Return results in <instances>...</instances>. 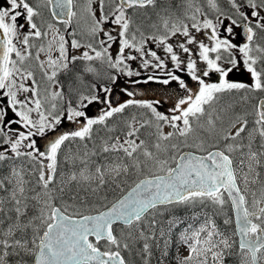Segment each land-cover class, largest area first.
I'll use <instances>...</instances> for the list:
<instances>
[{
    "label": "snow or ice",
    "instance_id": "6c2138e0",
    "mask_svg": "<svg viewBox=\"0 0 264 264\" xmlns=\"http://www.w3.org/2000/svg\"><path fill=\"white\" fill-rule=\"evenodd\" d=\"M177 8L0 0V264H264V0Z\"/></svg>",
    "mask_w": 264,
    "mask_h": 264
},
{
    "label": "rangeland",
    "instance_id": "374dc122",
    "mask_svg": "<svg viewBox=\"0 0 264 264\" xmlns=\"http://www.w3.org/2000/svg\"><path fill=\"white\" fill-rule=\"evenodd\" d=\"M158 2H163V4H161V6H159V7H170L171 10L178 11L177 6L181 3V0H163V1H158ZM145 12L147 15H150L153 17V19H155L153 10L147 9V10L142 11L141 14L136 17L138 22L143 19ZM45 18L46 19L49 18L47 16V13H45ZM106 27H108V26L106 25ZM132 67L134 69H136L137 64L133 63ZM148 74H151V70L142 71L141 77L129 78L124 74H120V78L118 79L116 86H114V92H113L114 103L123 102L124 100L128 99V97L122 91L124 88H128L129 90H132V91H135L136 93H138V95L136 97L138 99L151 100V99L158 98L159 96L166 94L165 92H162V91L155 89V88L159 87L158 82H156V81H150L147 84L143 83V80L146 78V76ZM231 78L232 79H241L242 77L239 74H237L235 76H232ZM185 79L187 80L188 77L185 76ZM214 79H215V77H213V80ZM132 80H139V81H141V83L133 84ZM150 83H154L153 86L149 85ZM189 83L193 86L195 84V82H191V81H189ZM170 88L171 89H168V88H166V89L169 92H173V91L177 90L175 84L171 85ZM247 95L250 97V99L246 103L240 104L236 108V112L241 113V112L246 111L248 113H251L253 111L254 105L257 103V99L261 96V94H259V93H248ZM233 99H238V96L230 98L229 96L225 95V97L220 100L219 104H217L216 107L220 108L223 105L232 102ZM170 106H171V104L169 103V104L165 105L164 107H162L161 110L164 111L167 107H170ZM90 108H91V110H90L89 114L90 115H96L97 112L99 111L100 105L90 106ZM140 111H142V110H138V109L129 110V112H135V113H139ZM251 118L252 117L249 116L250 121H251ZM226 125H227V117L225 118V126ZM74 128H75L74 124H70L67 121H65L64 124L60 127V129H58V131H61V130L67 131V130H71ZM101 134H103V133H101ZM52 135H54V134L49 133L43 139L37 138L38 146L43 145L47 141V139L51 138ZM257 143H259V141ZM89 147H91V145H89ZM69 148L71 149V151L76 152L77 151V143L74 142V144L69 145ZM182 150H190V149L185 148ZM61 168H62V170H65V171L67 170V166H65L63 164L61 165ZM257 170L261 172V176H262V178H264V169H257ZM4 171H5L4 169H0V175L4 174ZM131 182H132L131 180L128 181L129 184ZM256 187H259V186L257 185ZM116 195H119V193L118 192H116V193L109 192L110 198H112ZM181 253L185 254V255L187 254L186 250H184V249H181Z\"/></svg>",
    "mask_w": 264,
    "mask_h": 264
},
{
    "label": "trees",
    "instance_id": "16d2710c",
    "mask_svg": "<svg viewBox=\"0 0 264 264\" xmlns=\"http://www.w3.org/2000/svg\"><path fill=\"white\" fill-rule=\"evenodd\" d=\"M159 6H161V4H160ZM148 16H150V15H148ZM153 84H154V83H150L149 85L153 86ZM158 85H159V87H157V88H155V89H157V90H159V91H162V92H165V93H167V94H169V93L171 94V92H169L164 86L160 85L159 83H158ZM170 89H171V88H170ZM129 110H131V109H129ZM129 110H128V112H129ZM73 144H74V143H73ZM131 183H132V182H131ZM131 183H130V184H131ZM113 198H114V197H112V198L109 197L110 200L113 199ZM218 223H221V227H223L222 222H221L220 220H218ZM227 230H228V231H231L232 229L229 228V229H227ZM172 256H174V253H170V257H169V259L165 260V261H164V264H175V261H174V259H172ZM158 259H159L158 254H154L153 259H152V264H158ZM135 264H139V260H138V258L135 260ZM225 264H239V257L236 256V255H233V256H231V257H228V258L226 259V261H225Z\"/></svg>",
    "mask_w": 264,
    "mask_h": 264
},
{
    "label": "flooded vegetation",
    "instance_id": "af4514ba",
    "mask_svg": "<svg viewBox=\"0 0 264 264\" xmlns=\"http://www.w3.org/2000/svg\"><path fill=\"white\" fill-rule=\"evenodd\" d=\"M158 1H163V0H158ZM163 4V2H158V5ZM170 89V87H168Z\"/></svg>",
    "mask_w": 264,
    "mask_h": 264
},
{
    "label": "water",
    "instance_id": "95a60500",
    "mask_svg": "<svg viewBox=\"0 0 264 264\" xmlns=\"http://www.w3.org/2000/svg\"><path fill=\"white\" fill-rule=\"evenodd\" d=\"M183 151H188V150H183ZM199 154V153H198Z\"/></svg>",
    "mask_w": 264,
    "mask_h": 264
}]
</instances>
